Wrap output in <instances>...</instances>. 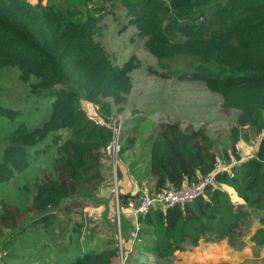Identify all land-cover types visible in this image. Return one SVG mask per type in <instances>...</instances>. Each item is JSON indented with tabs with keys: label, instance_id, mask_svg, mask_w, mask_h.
Instances as JSON below:
<instances>
[{
	"label": "trees",
	"instance_id": "1",
	"mask_svg": "<svg viewBox=\"0 0 264 264\" xmlns=\"http://www.w3.org/2000/svg\"><path fill=\"white\" fill-rule=\"evenodd\" d=\"M117 4L146 38L164 79L199 82L220 101V112L234 118L219 139L207 127L179 119L162 121L150 134L145 145L152 183L144 186L153 197L213 174L217 182L183 206L154 207L141 216L138 234L145 250L162 260L201 245L238 246L251 217L260 226L249 242L264 245V136L251 158L244 159L239 148L244 130L264 133V0H49L36 6L0 0V68L17 67L20 80L34 81L33 96L50 98L52 109L40 126L22 123L10 135L0 186L5 176L28 168L30 149L47 142L55 147L57 174L29 191L28 222L19 225L20 209L0 206V228L9 231L1 239L0 264L14 262L21 252L40 264H115L119 257L115 239L85 251L79 229L67 235L63 221L67 203L95 190L103 176L102 152L113 138L86 117L80 100L96 105L108 121L114 107L123 110L133 89L137 61L120 65L103 43L106 18L115 15ZM22 114L0 106V119L15 123ZM138 141L123 136L121 155ZM139 197L119 192L120 206L128 209ZM122 249L126 254L123 244ZM134 255L125 264H134Z\"/></svg>",
	"mask_w": 264,
	"mask_h": 264
},
{
	"label": "rangeland",
	"instance_id": "2",
	"mask_svg": "<svg viewBox=\"0 0 264 264\" xmlns=\"http://www.w3.org/2000/svg\"><path fill=\"white\" fill-rule=\"evenodd\" d=\"M26 1L36 6L38 4L46 5L49 0ZM109 7L111 8V6ZM114 10L115 15L106 18L107 26L103 43L109 52L117 57L120 65L134 59L137 61L135 65L137 70L131 74L133 89L127 104L121 111V107L113 106V116L125 124L124 137L135 135L139 141L132 148L127 149L123 155L120 154L119 162H126L130 169L129 173L133 176L138 175L142 180L141 183L146 185L148 170L145 167V162L149 158L150 149L145 143L162 121L179 119L186 126L189 124L196 127L204 126L209 129L214 138L219 139L230 129L234 118L220 112V101L204 89L199 82L164 79L162 76L165 75L156 71L158 70V60L154 53L148 49L146 38L135 25L131 24V19L119 4L115 6ZM33 82L32 80L25 83L20 80V71L17 67L0 68V106L23 113L19 121L15 123L0 119V161L5 149L12 145L10 135L17 126L25 123L30 129H33L40 126L47 115L52 112L50 98L35 97L31 93ZM81 101L89 102L81 99L79 106ZM81 108L83 109L82 105ZM259 140L260 137L254 131L244 130L242 145L239 144L244 158L252 154ZM222 141L224 142L223 139ZM47 145L49 142L36 149H30L28 168L22 174L15 172L13 175L5 176L3 185L0 186V206L6 205L13 210L20 209L19 225L28 222V218L32 215L31 192L29 191H32L33 187L45 178H57L54 168L55 147ZM106 154L107 156L104 157ZM101 160L103 161L101 163L103 176L96 182L95 190L79 197L75 202L67 203L69 210L67 215H63V221L67 225V235L74 234L75 228L79 229L77 239L83 242L85 251L102 244L106 245L110 240L115 239L117 242V247H115L119 251L116 263L122 264V261H127L122 257V239L127 223L125 218L129 220L132 218V214L122 206L118 210L116 192H120L122 178L119 168L115 172V165H112L106 151L102 152ZM223 164L222 161L221 165ZM144 185L139 191L143 190ZM224 188L230 194H234L231 188L227 186ZM234 199L240 202L235 196ZM108 222H113L111 227ZM259 226L260 222L254 221L251 217L241 229V239H236L238 246L231 245L228 241L217 243L207 251L209 253L205 258L204 256L202 258L194 257L190 264H264V245L260 246L249 242ZM1 230L0 254L2 253L1 239L9 234L7 229ZM244 240L246 241L244 242ZM247 243H249L247 247L251 248H248V252L245 248ZM188 250L185 248L183 252H176L171 257L174 264H179L181 260L178 257ZM19 254L21 257L9 264H40L38 260L26 257V252ZM200 260L205 261L201 263Z\"/></svg>",
	"mask_w": 264,
	"mask_h": 264
},
{
	"label": "built area",
	"instance_id": "3",
	"mask_svg": "<svg viewBox=\"0 0 264 264\" xmlns=\"http://www.w3.org/2000/svg\"><path fill=\"white\" fill-rule=\"evenodd\" d=\"M81 105L83 107L82 110H84V112L86 113V117L89 120L94 121L99 126H104L112 132L113 138L112 142L107 148V152L112 165H115V172H117V169L119 168V158L122 151V139L126 129L125 124L115 119L114 117L108 118V121H106L99 114L98 107L93 103L81 101ZM263 136L264 133L260 136V140ZM260 140L257 147L260 145ZM232 162L237 164V161L234 158H232ZM216 182V176L213 174L201 179L200 182H198L194 186L184 187L179 190L171 189L165 191L158 197H153L150 193V189L147 186H144L142 191H138L140 194L139 199L132 201L129 204L128 210L131 212L132 216L135 219H139L154 207H159L163 211H167L176 206H183L186 203L205 195L207 188L210 186H214ZM116 199L119 210V192H116ZM128 256V253H122L123 260L127 259ZM122 264H125V261H122Z\"/></svg>",
	"mask_w": 264,
	"mask_h": 264
},
{
	"label": "crops",
	"instance_id": "4",
	"mask_svg": "<svg viewBox=\"0 0 264 264\" xmlns=\"http://www.w3.org/2000/svg\"><path fill=\"white\" fill-rule=\"evenodd\" d=\"M242 142V141H241ZM241 142L239 144H241ZM242 145V144H241ZM240 149H242L240 147ZM256 151L254 150L252 152V154L247 157L251 158L253 157V155H255ZM150 154V150L148 152V156ZM241 155L243 156L244 153L241 152ZM245 159V158H244ZM144 163V162H143ZM122 166L120 167V172H121V184H120V193L121 194H135L139 191V189L142 187V185H144L143 183H141V178L136 175L133 176L129 173V168L127 167V163L126 162H121ZM149 164H150V159L148 158V160L145 162V167L147 168L148 172L146 174V176H148V180H147V184L152 183V177L149 173ZM111 205V204H110ZM111 210V207H110ZM128 211V209H127ZM126 220V232L125 235L122 239V244L123 247L125 248V251L130 255L134 254L133 256L134 258V264H174V260L172 261L171 258L168 259H159L157 258L152 251L150 250H145V246L144 244V239H142V236H140L138 234L139 232V219H135L133 216L132 218H130L129 220L127 218H125ZM113 222H108V225H112ZM127 224L128 227H127ZM109 231V228H107ZM141 238V240H139ZM249 243L246 244L245 248L247 249L248 252V248L251 249L248 245ZM139 245V246H138ZM213 245H217V244H211V245H201L200 247L196 248V249H190L188 251H186V253H184L183 255H181L180 257H178L181 262L179 264H190L191 261L194 260V257L197 258H202L206 255H208L207 252L211 247H213ZM201 263H203L205 260H200ZM117 264V263H115Z\"/></svg>",
	"mask_w": 264,
	"mask_h": 264
}]
</instances>
